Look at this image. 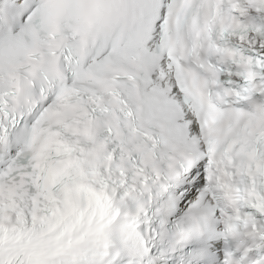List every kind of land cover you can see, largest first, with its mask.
<instances>
[{"label":"snow or ice","instance_id":"1","mask_svg":"<svg viewBox=\"0 0 264 264\" xmlns=\"http://www.w3.org/2000/svg\"><path fill=\"white\" fill-rule=\"evenodd\" d=\"M0 264H264V0H0Z\"/></svg>","mask_w":264,"mask_h":264}]
</instances>
